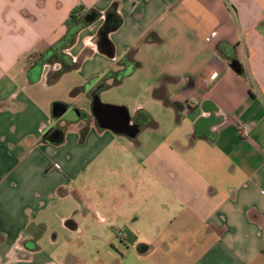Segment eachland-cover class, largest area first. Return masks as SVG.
Listing matches in <instances>:
<instances>
[{"label": "crops", "instance_id": "1", "mask_svg": "<svg viewBox=\"0 0 264 264\" xmlns=\"http://www.w3.org/2000/svg\"><path fill=\"white\" fill-rule=\"evenodd\" d=\"M80 6L99 18L69 34ZM59 60L71 69L48 84ZM102 81L132 127L141 111L155 128L99 129ZM54 220L93 227L75 264H264V0H0V264H50Z\"/></svg>", "mask_w": 264, "mask_h": 264}, {"label": "trees", "instance_id": "2", "mask_svg": "<svg viewBox=\"0 0 264 264\" xmlns=\"http://www.w3.org/2000/svg\"><path fill=\"white\" fill-rule=\"evenodd\" d=\"M99 18V13L95 11L94 9H84L83 7H77L74 8L70 14L68 19L65 21L64 26L67 29L68 33L70 34L72 31L73 33H76L82 28H85L91 24H93L95 21H97ZM120 18L116 15L115 12L112 10L108 11L105 16V20L103 25L100 27L97 33V39H98V45L102 52L106 53L108 56H111L113 53L112 44L110 43L108 39V35L118 28L120 25ZM73 36V35H70ZM146 41H158L154 36L149 35L146 38ZM49 62L53 61V59H49ZM60 61V60H59ZM61 64L63 63L60 61ZM63 65V64H62ZM71 69L70 65H63L62 70L59 73L52 74L48 78V84H52L62 73L67 72ZM108 86L102 81L97 87H95L90 93L89 98L91 101V106L99 101V95L102 91L106 90ZM77 92V90H75ZM153 97L158 100H162L165 104H167V100L164 97V94L160 89H156L153 91ZM64 105L60 103H53L52 104V113L55 112L56 115L58 112L62 109H64ZM138 118H141L142 116H145V122H137V124L134 125L133 130L131 133H129L128 137H133L136 133H138L142 128L149 127L155 128L156 124L146 115L144 112H138L137 113ZM55 117V115H54ZM99 129H105L101 126L97 125ZM44 142L51 141V133L45 135L43 137Z\"/></svg>", "mask_w": 264, "mask_h": 264}, {"label": "rangeland", "instance_id": "3", "mask_svg": "<svg viewBox=\"0 0 264 264\" xmlns=\"http://www.w3.org/2000/svg\"><path fill=\"white\" fill-rule=\"evenodd\" d=\"M110 92L112 91H104L99 95L100 103L104 105L118 106L108 102L109 100H103L105 99V96H107ZM76 94L77 92L72 91L70 92L69 96L72 99H77L78 97ZM146 128L149 129L150 126ZM70 204L71 203L68 204V202H65V206L63 205L60 207L62 209H66L68 207L70 208ZM61 208L58 207V210ZM76 215L77 214H74V219H76ZM79 223L81 229L80 232L77 233L68 231L63 227L60 228L58 223L55 222V220L53 221L51 230L47 232L46 243L39 245V248L47 256L48 260H50V264H75V260H77V258H79L80 260H85L93 253V250H91V242L93 236H95L94 232L92 231L93 227L91 223H89V225H86L81 220L79 221ZM81 242L85 243L83 249L82 246H80ZM85 247L88 248L86 249Z\"/></svg>", "mask_w": 264, "mask_h": 264}, {"label": "water", "instance_id": "4", "mask_svg": "<svg viewBox=\"0 0 264 264\" xmlns=\"http://www.w3.org/2000/svg\"><path fill=\"white\" fill-rule=\"evenodd\" d=\"M232 67L234 68L235 66ZM91 114L96 124L102 128L119 134L131 133L133 130V127L130 125L128 113L123 107L104 105L100 102H96L91 106ZM53 115H56V113L53 112ZM79 115L76 109L69 111L67 108H64L57 115V118L61 117L66 122H75L78 120ZM69 225L70 222H67L66 226L68 228L70 227Z\"/></svg>", "mask_w": 264, "mask_h": 264}, {"label": "built area", "instance_id": "5", "mask_svg": "<svg viewBox=\"0 0 264 264\" xmlns=\"http://www.w3.org/2000/svg\"><path fill=\"white\" fill-rule=\"evenodd\" d=\"M136 1H138V2H145V1H148V0H136ZM214 36H215V33L213 32V33L210 35L209 38H212V37H214ZM216 78H217V74L214 73V74H212V75L208 78V82L211 83V82H213ZM191 103L194 104V105L197 104V102H196L195 99H192ZM237 131H238V133H239V135H240L241 138H247V137H248V134H249V127H248L247 125H245V124H239V125L237 126Z\"/></svg>", "mask_w": 264, "mask_h": 264}]
</instances>
